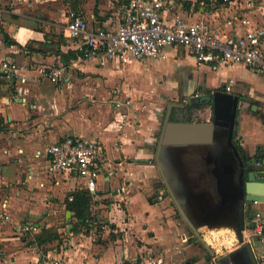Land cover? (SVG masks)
Here are the masks:
<instances>
[{
	"label": "crops",
	"instance_id": "crops-1",
	"mask_svg": "<svg viewBox=\"0 0 264 264\" xmlns=\"http://www.w3.org/2000/svg\"><path fill=\"white\" fill-rule=\"evenodd\" d=\"M163 1L168 23L179 16L213 24L223 42L244 34L243 26L226 24L233 6L217 0ZM127 4L0 0V61L18 68L14 76L0 75V209L9 217L0 220V264H48L50 259L65 264H238L237 204L225 200L237 188L236 160L231 179L227 174L228 184L214 200L198 190L201 176L192 174L182 157L202 152L216 139L225 142L223 130L217 129L209 145L166 146L158 154L157 140L161 115L174 122L209 123L212 103L192 104L190 97L226 91L239 97L236 148L246 163L256 158L264 164V78L239 65L211 71L181 47L126 65L83 61L82 49L65 34L66 13H77L91 29L114 30ZM246 15L253 25H264V13ZM53 70H61L55 82L49 78ZM125 99L133 117L121 130L113 101ZM66 137L94 141L102 149V173L92 194L76 174L50 170L47 148ZM81 190L91 197L86 222L66 209ZM258 211L264 204L252 205L249 228L242 233L254 254L259 248L252 217ZM50 229L59 239L37 246L34 236ZM227 232L236 243L229 247L221 242Z\"/></svg>",
	"mask_w": 264,
	"mask_h": 264
},
{
	"label": "built area",
	"instance_id": "built-area-1",
	"mask_svg": "<svg viewBox=\"0 0 264 264\" xmlns=\"http://www.w3.org/2000/svg\"><path fill=\"white\" fill-rule=\"evenodd\" d=\"M222 4L234 8L226 24H238L245 29L244 34L234 41H221L217 27L204 21L189 23L176 16L172 23L166 22L163 13L168 4L163 0H128L121 23L114 30L91 29L80 15L68 11L64 29L66 36L82 49V60L97 66L112 61L126 65L134 61L158 59L163 56L165 48L181 47L195 58L198 65L211 71L220 66L239 65L255 70L264 78V25H253L246 15L253 10L264 13V0H222ZM17 72L15 64L0 61V75L11 77ZM60 76L61 70L49 72L53 82ZM113 108L122 130L133 117L131 102L128 99L114 100ZM121 135H124L123 132ZM46 154L52 172L76 174L83 180L87 192L92 194L96 191V183L102 173V149L97 142L66 137L49 145ZM0 220H9L1 209ZM92 225L105 229L98 221H93ZM252 230L259 248L255 258L264 263V211L254 213ZM48 264L65 262L50 259Z\"/></svg>",
	"mask_w": 264,
	"mask_h": 264
},
{
	"label": "water",
	"instance_id": "water-1",
	"mask_svg": "<svg viewBox=\"0 0 264 264\" xmlns=\"http://www.w3.org/2000/svg\"><path fill=\"white\" fill-rule=\"evenodd\" d=\"M212 103V120L209 123L174 122L169 115L163 117V124L157 140V154L162 147L185 145H209L217 129L223 130L225 142L238 165L237 188L225 194L237 204V224L234 232L240 247L235 252L238 264H259L255 258L253 244L244 242L242 233L249 228V216L252 205L264 204V164L253 158L246 163L234 145L232 138L235 131V119L239 105V97L226 91H214L204 95H192L190 103ZM158 163V158H156ZM229 167H224L225 174H229ZM221 174L217 175L216 186L222 184ZM217 191H219L217 189ZM219 195V192H218ZM222 196V193H221ZM224 199V197L222 196ZM192 228L191 222L184 218Z\"/></svg>",
	"mask_w": 264,
	"mask_h": 264
},
{
	"label": "rangeland",
	"instance_id": "rangeland-1",
	"mask_svg": "<svg viewBox=\"0 0 264 264\" xmlns=\"http://www.w3.org/2000/svg\"><path fill=\"white\" fill-rule=\"evenodd\" d=\"M199 113L200 116L202 114H210V109L207 113L205 110ZM196 114V113H195ZM209 148V149H208ZM182 157L185 158V163L191 167L192 174L200 175L199 179L197 180V187L199 191H204L206 196H210L214 198V200L218 199V192L222 190V185L228 184L226 181L227 175L224 172V167H229V180L231 179V171H235V159L230 152L229 148L225 144L223 140H215L214 144L211 147H207L202 152H194L189 154H182ZM221 174L222 184H219L218 187L216 186L217 175ZM226 179V180H225ZM205 186V187H204ZM217 189L219 191H217ZM224 220V219H223ZM222 239V238H220ZM234 234L232 232L224 233L223 242L224 246H231L236 244L234 243Z\"/></svg>",
	"mask_w": 264,
	"mask_h": 264
},
{
	"label": "trees",
	"instance_id": "trees-1",
	"mask_svg": "<svg viewBox=\"0 0 264 264\" xmlns=\"http://www.w3.org/2000/svg\"><path fill=\"white\" fill-rule=\"evenodd\" d=\"M203 0H197V2ZM222 0H217V3H221ZM235 133H233L232 141L234 145L237 147L236 140H235ZM91 204V197L89 193L85 190H81L73 194L72 199L70 202H66V209L72 212L77 218V220H82L83 222L90 221V208ZM59 239V235L53 229L45 230L40 232L36 236H34V242L37 246L44 245L46 243H50L52 241H56Z\"/></svg>",
	"mask_w": 264,
	"mask_h": 264
}]
</instances>
